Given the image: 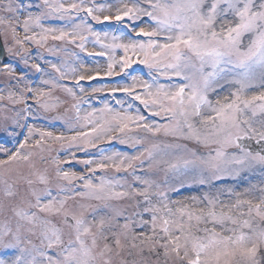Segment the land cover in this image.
<instances>
[{
	"label": "snow or ice",
	"instance_id": "6c2138e0",
	"mask_svg": "<svg viewBox=\"0 0 264 264\" xmlns=\"http://www.w3.org/2000/svg\"><path fill=\"white\" fill-rule=\"evenodd\" d=\"M0 36V264H264V0H0Z\"/></svg>",
	"mask_w": 264,
	"mask_h": 264
},
{
	"label": "rangeland",
	"instance_id": "374dc122",
	"mask_svg": "<svg viewBox=\"0 0 264 264\" xmlns=\"http://www.w3.org/2000/svg\"><path fill=\"white\" fill-rule=\"evenodd\" d=\"M31 47L34 48L35 46L33 45V46H31ZM70 47H71V46H70ZM89 48H90V49H93V50H96V51H99L98 48H95V49H94L92 45H89ZM65 55H66V54H64V53H60V54H59V56L62 57V58L65 57ZM8 56H9V55H8ZM46 56H47L48 59H52V58H53V55H52V54H46ZM9 57H10V56H9ZM90 61L93 62V64H94L93 68H94V69H98V70H100V71H101V74H103V69H104L105 66H106V61H105L104 59H100L98 62H97V61H92V60H90ZM10 62H13L11 57H10ZM18 71H19V69H18ZM32 74H33V73H29V78H30V79H33ZM33 80H34V79H33ZM37 81H38V80H37ZM100 84H105L106 87H110V86H111V85H106L105 82H101V81H100V82H95V83H93V84L91 83V84H89V85H91V86H99ZM85 87H89L88 84H85ZM89 90H90V88H89ZM53 95H55V96H59L61 100H65V101H67L69 104L71 103L70 99H69L64 93H62V92H60V91H58V90H54ZM100 95L103 96L104 99H106V100H108L110 103H112V102H111V101H113V100H112V97H111L110 95H108L107 92L101 93ZM97 100H99V99H97ZM91 103H92V107H96V108H100V107H102V101H101V100H100L99 103H97V104H94V103H93V100H92ZM65 106H66V105H65ZM84 107H85V109L88 110V111L91 110L90 108H88L87 105H85ZM30 122H31V121H30ZM36 123L38 124V126H45V124H46V122H45L43 119H41V120H39V121H36ZM54 123H55V126H54V127H49V130H52V131H54V132H58V131H62V130H63V129L61 128L60 123H58V122H54ZM1 137H4V138L7 139V137H6L4 134H2V133H0V140H1ZM121 147L123 148V146H121ZM124 150H125V149H124ZM79 155L81 156V158H83L82 154H79ZM61 158L63 159V157H61ZM71 170L79 172V171H81L82 169H81L80 166L73 164V165L71 166ZM253 182H255V181H253ZM183 194H184V195H189L190 193H188V192H184ZM174 198H175V197H174Z\"/></svg>",
	"mask_w": 264,
	"mask_h": 264
},
{
	"label": "bare ground",
	"instance_id": "6f19581e",
	"mask_svg": "<svg viewBox=\"0 0 264 264\" xmlns=\"http://www.w3.org/2000/svg\"><path fill=\"white\" fill-rule=\"evenodd\" d=\"M88 64H86L85 66H83V71H85V72H91V68H89L88 66H87ZM93 70V69H92Z\"/></svg>",
	"mask_w": 264,
	"mask_h": 264
},
{
	"label": "water",
	"instance_id": "95a60500",
	"mask_svg": "<svg viewBox=\"0 0 264 264\" xmlns=\"http://www.w3.org/2000/svg\"><path fill=\"white\" fill-rule=\"evenodd\" d=\"M2 57H3V51H2L1 44H0V60H2Z\"/></svg>",
	"mask_w": 264,
	"mask_h": 264
}]
</instances>
